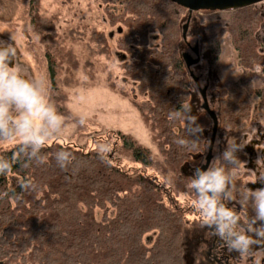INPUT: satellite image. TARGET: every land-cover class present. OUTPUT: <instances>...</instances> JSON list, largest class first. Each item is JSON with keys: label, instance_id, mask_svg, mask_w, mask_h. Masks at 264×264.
Instances as JSON below:
<instances>
[{"label": "trees", "instance_id": "obj_1", "mask_svg": "<svg viewBox=\"0 0 264 264\" xmlns=\"http://www.w3.org/2000/svg\"><path fill=\"white\" fill-rule=\"evenodd\" d=\"M34 2H30V14L36 9ZM101 3L108 23L122 24L118 46L131 56V60L121 61L122 84L116 86L111 76L109 84L130 97L124 81L131 83L134 91L131 103L153 131L160 157L154 158L150 149L131 135L110 131L105 136H93L95 142L112 146L106 161L100 159L98 150L54 142L42 150L46 157L43 165L33 163L23 168L13 162L12 170L0 177V264H187L188 235L200 231L203 237L198 245L205 248L210 230L199 227L203 218L194 210L195 206L181 205L179 197L187 194L188 198L197 199L190 187L191 176L184 172L183 165L197 166L203 162L212 122L205 111L195 115L204 131L195 147L186 148L176 143L187 137L185 121L170 117L173 109L190 104L193 87L199 92L189 74L191 71L200 82V75L191 70L196 64L188 70L182 59L185 51L181 47L190 50L193 47L187 39L188 30L186 40L182 38L188 10L171 0H101ZM192 14L204 25L202 43L195 44L199 53H207L210 67L220 57L222 37L228 35L236 64L244 71L229 88L216 87L218 129L231 132L227 140L236 138L239 142V128L252 117L253 96L259 97L258 107L264 109V88L250 86L254 67L264 66V53L256 38L261 14L254 5ZM31 22L34 30L43 34L41 40L51 78L61 60L75 69L74 53L69 48L61 50L62 41L52 17L34 14ZM81 35L78 27L69 28L63 38L78 40ZM91 39L85 46L88 53L85 63L89 65L96 53L108 51L101 32L92 29ZM150 39H158L159 43L151 45ZM64 101V97L57 96L58 112L82 129ZM227 140L221 145V153ZM19 143L1 150L0 157L11 160L18 155ZM120 146L142 167L121 166L116 155ZM61 150L70 151L75 158L74 165L63 170L55 161V153ZM237 155L243 163L244 153L240 151ZM146 168H155L165 180L148 174ZM21 179L33 181L36 189L22 191L18 187ZM167 181L169 185H165ZM243 190L238 178L232 189L234 200L228 204L236 205L243 221H247L253 213L251 203L242 201ZM206 258L210 260L208 255ZM195 260L196 264H208L199 254H195Z\"/></svg>", "mask_w": 264, "mask_h": 264}, {"label": "rangeland", "instance_id": "obj_2", "mask_svg": "<svg viewBox=\"0 0 264 264\" xmlns=\"http://www.w3.org/2000/svg\"><path fill=\"white\" fill-rule=\"evenodd\" d=\"M30 2L31 0H0V39L9 41L11 32L15 34L18 63L23 65L32 76L44 78L49 90L48 98L56 108L57 96L61 95L65 100V108L73 117L77 116L76 118L79 120L82 114L86 115V123L82 125V129L73 120L65 118V131L63 134L52 137L47 144L58 142L98 150V147L104 143L95 142L93 136H105L110 131H120L131 135L138 143L148 147L154 158H159L160 154L155 146L153 131L147 127L131 103L130 97L134 94L131 83L124 81L126 83L125 87L130 92V97L129 95H123V92L116 87L122 84L121 61L131 60L129 51L118 46V39L123 35L120 30L122 24L112 25L108 23V16L101 0H35L36 9H33L31 14L29 12ZM255 5L259 12H261L262 5L264 9V1ZM34 14L52 17L56 33L62 41L61 50L69 48L74 53L77 60L75 69L69 65L68 61L61 60L58 62L59 66L56 73L51 78L45 58V45L41 40L43 34L35 31L31 22ZM77 27L82 33L80 39L65 40L63 38L67 29ZM92 29L103 34L108 51L107 54L96 53L90 58L91 65H89L85 63V60L88 59L85 46L92 42ZM262 29L263 27L261 26L260 29L259 26L257 30L259 41L264 37V30ZM204 36V25L196 15L192 14L188 26V41L192 46L196 42L201 44ZM150 43L154 45L158 44L159 41L158 39H150ZM94 45L96 46L95 43ZM181 49L194 57V54L186 46L181 47ZM199 54V63L192 66L191 70L196 75H200L201 88L206 83L208 84L206 87V89L209 87L207 100L210 106L218 112L219 96L216 87L229 88L240 78L244 71L236 64L235 53L228 35L223 36L221 39V54L214 67H210L208 55L205 51H201ZM257 67L255 66L254 69ZM252 75L253 80L259 79L255 74ZM109 76H111L116 86L112 87L109 84ZM67 79H69V82H66ZM257 102L252 103V118H250L249 123L244 124L245 130H249V132L254 130L263 119V111L257 107ZM201 103V95L193 87L189 104L192 115L203 112ZM230 134L231 132L224 128L218 129L212 151L213 157L221 154V145L226 142ZM205 136L206 138L209 137L208 129ZM19 142V140L0 142V151L11 148ZM116 155L120 158V165L123 167H142L141 162L134 160L128 151L121 146L118 147ZM195 168L196 166L188 163L183 165L184 172L189 176H192ZM145 170L148 174L165 180L163 175L155 168H146ZM240 171L242 176L249 174L245 177V181L254 180L250 172H245L242 167ZM165 185H169L168 181ZM179 201L181 205L195 206L196 200L188 198L187 194H183L179 197ZM187 218L190 220L192 216ZM200 236L201 231L188 235L187 264H196L195 254L197 256L199 254L201 259L211 264L206 255H208V248L213 239L209 236L205 242V248L201 249L198 243L202 241L203 236H201V239ZM228 255H230L231 260L238 258V253L235 252L228 253Z\"/></svg>", "mask_w": 264, "mask_h": 264}, {"label": "clouds", "instance_id": "obj_3", "mask_svg": "<svg viewBox=\"0 0 264 264\" xmlns=\"http://www.w3.org/2000/svg\"><path fill=\"white\" fill-rule=\"evenodd\" d=\"M15 34L11 32L10 40L0 39V142L16 141L18 155L11 160L0 157V177L6 176L13 167V162L23 168L33 163L43 165L46 157L42 150L54 136L65 131V117L61 115L48 98L49 90L43 77L36 78L18 63V50ZM251 74L254 79L250 86L258 90L264 88V66H258ZM259 97H254L256 103ZM191 106L182 105L173 109V120L183 119L186 124L187 137L179 138L176 143L181 147L192 148L199 143L204 127L198 117L191 115ZM80 125L86 123V115L78 120ZM245 147V141L229 138L225 150L214 157L207 169L196 168L190 178V187L196 196L195 211L203 219L199 225L208 228L210 237L218 238L217 251L227 249L229 253H238V258L231 264H262L264 262V187L256 189L244 186L242 201L250 202L253 215L245 223L235 207H229L233 201L232 189L241 175L242 163L237 153ZM113 148L101 144L98 154L106 161ZM74 156L70 151L55 153L59 168L67 169L74 165ZM259 175L253 183L264 184V157L258 158ZM22 191H33L37 185L27 179L18 181ZM241 204V203H240ZM242 205V204H241Z\"/></svg>", "mask_w": 264, "mask_h": 264}, {"label": "flooded vegetation", "instance_id": "obj_4", "mask_svg": "<svg viewBox=\"0 0 264 264\" xmlns=\"http://www.w3.org/2000/svg\"><path fill=\"white\" fill-rule=\"evenodd\" d=\"M260 4H262V3H260ZM262 9H263V5L261 6V9H260L261 10L260 14L262 17L260 29L262 26L263 27L262 30H264V9L263 10ZM256 38H257V41L260 45V49L263 50L264 49V37H262V40L259 41L258 32H257ZM263 53H264V51H263ZM197 80H198L197 88H198V90H200L201 89L200 82H199L198 78H197ZM205 86L207 87V83ZM207 103H208L209 108L214 112V114L217 118V122H218V115H217L218 112L213 107L210 106L208 100H207ZM257 107H258V104H257ZM261 109L264 112V109L263 108H261ZM210 120H211V118H210ZM249 121H248V123H249ZM211 122H212V120H211ZM245 128L246 127L243 124L238 130L240 132V138H239L240 140L239 141H241V140L245 141V147L241 151L244 153L245 161L242 163L241 166L245 172L247 171V172L251 173L254 180H252V181L246 180L245 181L244 180L245 177L249 176V174H245L244 176H242V173L239 176V178H240L241 186L243 188L246 185L248 188H251L254 190V189L259 188V187H264V184H261L259 182L253 183L256 180V175H259V166L257 164V159L264 156V146H263L264 145V120L262 119L261 122L257 125V127L254 130H251L250 132H249V130H245ZM217 131H218V123H217L216 133H217ZM215 137H216V134H215ZM214 142H215V139H214ZM213 146H214V143H213ZM212 151H213V148H212ZM213 156H214V154L212 152V157L210 159V162L214 158ZM204 162H205V156H204V161L202 163L198 164L196 166V168H200L204 164ZM210 162H209V164H210ZM228 206L229 207H235V209L239 212V208L236 205L232 204L230 206L228 204ZM240 215L242 216L241 213H240ZM241 219L243 220V218H241ZM244 222L246 223L247 221H244ZM212 239H213V241H212L210 247L208 248V256L210 257L211 264H231L232 260L229 257L230 255H228V253H229L228 250L225 248V249H220L219 251H217L218 238L213 236ZM262 264H264V262H262Z\"/></svg>", "mask_w": 264, "mask_h": 264}, {"label": "water", "instance_id": "obj_5", "mask_svg": "<svg viewBox=\"0 0 264 264\" xmlns=\"http://www.w3.org/2000/svg\"><path fill=\"white\" fill-rule=\"evenodd\" d=\"M172 2L176 3L179 6H182L188 10L187 18L185 23L182 26V38L186 40V33L188 30V26L190 23V19L193 12L196 11H225L230 9H238L247 7L250 5H254L256 3L262 2L264 0H171ZM191 51L194 54V57L191 56L190 53L184 52L182 53V59L185 63L186 68L189 70L190 67L194 64H197L199 61V51L198 46L195 44L191 47ZM190 76L194 79L195 83L197 84L198 80L193 75L191 71H189ZM202 98L201 108L206 112V114L212 120V129H211V137L207 147V153L205 155V162L200 167L201 169H207L210 159L212 157V148L215 139V134L217 130V118L214 112L209 108L206 98V86L202 87L199 90Z\"/></svg>", "mask_w": 264, "mask_h": 264}]
</instances>
